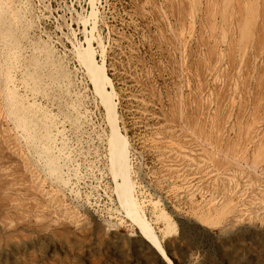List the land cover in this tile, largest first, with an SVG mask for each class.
<instances>
[{"label":"rangeland","instance_id":"obj_1","mask_svg":"<svg viewBox=\"0 0 264 264\" xmlns=\"http://www.w3.org/2000/svg\"><path fill=\"white\" fill-rule=\"evenodd\" d=\"M0 4V64L12 50L16 92L39 112L19 130L0 76V264H164L116 200L104 111L72 70L93 24L134 195L172 264H264V0Z\"/></svg>","mask_w":264,"mask_h":264},{"label":"bare ground","instance_id":"obj_2","mask_svg":"<svg viewBox=\"0 0 264 264\" xmlns=\"http://www.w3.org/2000/svg\"><path fill=\"white\" fill-rule=\"evenodd\" d=\"M18 2V1H17ZM251 2V1H250ZM248 3V2H247ZM252 3V2H251ZM258 4V3H257ZM247 5V4H246ZM1 7V4H0ZM246 7V6H245ZM253 7V6H252ZM261 7V6H260ZM9 8V7H8ZM19 8V6H18ZM240 9V7H239ZM3 10V8H2ZM22 11V10H21ZM239 11V10H238ZM26 12V11H24ZM23 12V13H24ZM95 12V11H93ZM0 13H4L0 12ZM6 13V11H5ZM93 14V13H92ZM94 16V14H93ZM8 17V16H7ZM13 17V16H12ZM29 17V16H28ZM2 18V17H1ZM15 18V17H14ZM94 18V17H93ZM92 18V20H93ZM96 18V17H95ZM258 18V17H257ZM82 19V18H81ZM80 19V20H81ZM247 19V18H246ZM245 19V20H246ZM7 20V19H6ZM19 20V19H17ZM91 20V19H90ZM95 20V19H94ZM21 21V19H20ZM19 21V22H20ZM254 21V20H253ZM2 22V21H1ZM8 22V21H7ZM18 22V21H17ZM24 22V21H23ZM84 22H87L86 20ZM94 23V21H92ZM243 22V21H242ZM4 23V22H3ZM6 24V22H5ZM22 24V23H21ZM30 24V23H29ZM82 24V23H81ZM96 24V23H95ZM247 24V23H245ZM4 25V24H3ZM90 25V24H89ZM7 26V24H6ZM11 26V25H10ZM17 26V25H16ZM95 26L93 24L92 29L89 31L90 38L86 37L83 44L81 43L74 49L76 60L79 62V64L74 60V62L77 63L79 70H81V74L83 75L82 68L85 71V75L90 81L95 96L99 99L100 105L104 111L105 119L107 126L109 128L110 135L107 138V152H108V161H109V172L111 174V178L114 183V191L116 200L121 208V210L124 212L125 217L136 227V231L138 235L147 243V245L158 255L161 259V261L164 264H172L171 260L167 256L166 252L163 249V246L159 239L156 236V233L154 231V228L152 227V224L148 221L145 214L143 213L141 207L137 203V200L134 195V184L131 179V166L129 163V143L126 139V137L121 133L120 126H119V118L117 114V100H116V94L114 90V86L112 84V81L109 79L106 66H105V57L104 52L105 48L103 47L100 40H97V45L100 50V57L101 60L98 61L95 55V52L93 50L92 46V38L93 33L95 31ZM248 26V25H247ZM28 27V26H27ZM26 27V28H27ZM30 27V26H29ZM91 27V26H90ZM6 29V27H5ZM13 29V28H12ZM17 29V28H16ZM3 30V29H2ZM15 30V29H14ZM22 30V29H21ZM240 30V29H237ZM247 30V29H246ZM245 30V31H246ZM249 30V29H248ZM8 31V30H7ZM22 32V31H21ZM85 32V30H84ZM242 32V31H241ZM20 33V32H19ZM233 33V32H232ZM246 33V32H245ZM7 34V33H6ZM26 35V34H25ZM246 35V34H245ZM243 36V35H242ZM247 36V35H246ZM244 37V36H243ZM261 37V36H260ZM15 38V37H14ZM19 38V37H18ZM7 39V38H6ZM12 39V38H11ZM96 39V37H95ZM17 40V39H16ZM251 40V39H250ZM260 40V39H259ZM9 41V40H8ZM25 41V40H24ZM13 42V40H12ZM11 42V43H12ZM1 43V41H0ZM10 43V41H9ZM30 44V43H29ZM263 44V43H262ZM7 45V44H6ZM21 46V44H19ZM10 45H7V47ZM233 46V45H232ZM244 47V46H243ZM74 48V47H73ZM246 48V47H245ZM244 48V49H245ZM9 50V49H8ZM21 50V49H20ZM12 51V50H11ZM6 52L5 61L1 64L4 65V67L0 68V76L3 83V86L5 88L4 90V104L6 103L8 110L10 111L9 114L13 116H10L14 122L16 127L23 132H26V126H28V112H34L31 111L30 108L34 107L32 106L24 107L23 101L21 96L18 95L17 88L13 83L12 77H11V68H16V66L12 67V59L15 57L14 53L12 52ZM1 52V51H0ZM4 52V51H3ZM23 52V51H22ZM2 53V52H1ZM51 54V53H50ZM2 55V54H1ZM4 55V53H3ZM34 55V54H33ZM238 55V54H236ZM12 58V59H11ZM239 58V57H238ZM15 60V59H13ZM14 62V61H13ZM16 62V61H15ZM14 62V63H15ZM249 62V61H248ZM0 64V65H1ZM16 64V63H15ZM14 64V65H15ZM23 64V63H22ZM59 66V64H58ZM82 68H81V67ZM26 67V66H25ZM32 67V66H31ZM33 68V67H32ZM28 69V68H27ZM13 70V69H12ZM73 72H75L74 69H72ZM14 71V70H13ZM27 71V70H26ZM67 71V70H66ZM11 72V73H10ZM56 72V71H55ZM69 72V71H68ZM35 73V72H34ZM33 74V73H32ZM58 74V73H57ZM21 75V74H20ZM27 75V73H25ZM30 78V77H29ZM27 79V78H26ZM68 79V78H67ZM57 80V79H56ZM29 81V80H28ZM32 81V80H31ZM62 81V80H61ZM23 82V81H22ZM40 82V81H39ZM41 83V82H40ZM247 85V84H246ZM2 90V91H3ZM31 90V89H30ZM19 91V90H18ZM38 91V90H37ZM34 98V97H33ZM31 99V98H30ZM24 100V99H23ZM26 103V101H25ZM27 104V103H26ZM30 104V103H29ZM34 104V103H33ZM37 104V103H36ZM35 105V104H34ZM36 106V105H35ZM70 106V105H69ZM42 108V107H41ZM33 109V108H32ZM37 109V108H35ZM41 111V110H40ZM42 112V111H41ZM257 112V111H256ZM39 113V112H38ZM36 113V115L38 114ZM8 114V113H7ZM8 114V115H9ZM31 114V113H30ZM33 114V113H32ZM46 114V113H45ZM34 115V114H33ZM76 115V114H75ZM39 116V115H38ZM37 116V117H38ZM41 116V115H40ZM45 116V115H44ZM81 116V115H80ZM32 119L33 116H31ZM85 118V117H84ZM41 120L40 118H38ZM31 120V119H30ZM45 120V119H44ZM76 120V119H75ZM36 121V119H35ZM43 121V120H42ZM40 121V122H42ZM46 121V120H45ZM56 121V120H55ZM39 122V121H38ZM31 123V121H30ZM35 123V122H33ZM59 123V122H58ZM13 124V123H12ZM39 124L36 122V125ZM49 125V124H48ZM44 126V125H42ZM58 126V125H57ZM33 127V126H32ZM31 127V128H32ZM38 127V126H37ZM46 127V126H45ZM35 128V127H34ZM44 128V127H43ZM52 128V127H51ZM219 128V127H218ZM30 129V128H29ZM45 129V128H44ZM32 130V129H31ZM36 130V129H35ZM38 130V129H37ZM44 131V130H43ZM30 132V130H29ZM51 132V131H50ZM17 133V131H16ZM28 133V131H27ZM32 133V131H31ZM47 133V132H46ZM26 134V133H25ZM219 134V133H218ZM51 135V134H50ZM55 135V134H54ZM43 136V135H42ZM56 136V135H55ZM60 136V135H59ZM26 138V141L32 142V136L28 133L24 136ZM35 137V136H33ZM39 137V136H38ZM211 137V136H210ZM45 138L46 134H45ZM45 139V140H46ZM54 139V138H53ZM60 139V138H59ZM36 140V139H34ZM44 140V139H43ZM39 141V140H38ZM41 141V140H40ZM62 141V139H61ZM18 142V141H17ZM55 142V141H54ZM56 143V142H55ZM60 143V142H59ZM219 143V142H218ZM259 143V142H258ZM25 144V143H24ZM31 145V144H29ZM25 146V145H24ZM48 146V144H47ZM63 146V145H62ZM39 147V146H38ZM37 148V147H36ZM51 148V147H50ZM62 148V147H61ZM45 149V148H44ZM42 151L43 148H42ZM48 151V150H47ZM53 151V150H52ZM51 151V152H52ZM49 152V151H48ZM62 152V151H61ZM39 153V152H38ZM41 153V152H40ZM46 153V152H43ZM58 153V152H57ZM231 153V152H230ZM47 154V153H46ZM54 154V153H53ZM57 155V154H56ZM33 156V154H32ZM46 157V170L48 174L54 175L55 169L53 168L51 162V159H48L49 156L45 155ZM234 156V154H233ZM38 157V156H37ZM54 157V156H53ZM68 158V157H66ZM235 158V157H234ZM237 158V157H236ZM13 160V159H12ZM39 160V159H38ZM58 160V159H57ZM61 160V159H60ZM264 160V159H262ZM67 161V160H66ZM261 163V161H259ZM18 163V162H17ZM56 163V162H55ZM218 163V162H217ZM247 163V162H246ZM259 165V164H258ZM34 166V165H33ZM65 166V165H64ZM56 167V166H55ZM223 167V166H222ZM35 168V167H34ZM20 171V170H19ZM44 172V171H43ZM251 173V172H250ZM47 176V175H46ZM59 178V177H58ZM67 178V177H66ZM53 181V180H52ZM212 185V184H211ZM7 186V185H6ZM30 196V195H29ZM43 199V198H42ZM227 199V198H226ZM2 203V202H1ZM9 203V202H8ZM4 204V203H3ZM7 205V203H6ZM21 205V204H20ZM43 205V204H42ZM14 214V213H13ZM156 222L161 226V229L163 231H166V233H170L174 230V225L169 222V220L163 216L157 214ZM68 224V223H67ZM70 225V224H69ZM72 227V226H71ZM38 229V228H37ZM81 229V228H80ZM50 231V230H49ZM55 233V232H54ZM71 234V233H70ZM15 237V236H14ZM51 240V239H50ZM117 246V245H116ZM115 250V249H114ZM150 250V249H149ZM17 251V250H16ZM15 264V263H14Z\"/></svg>","mask_w":264,"mask_h":264},{"label":"built area","instance_id":"obj_3","mask_svg":"<svg viewBox=\"0 0 264 264\" xmlns=\"http://www.w3.org/2000/svg\"><path fill=\"white\" fill-rule=\"evenodd\" d=\"M71 66H72V69L75 70V72H76L77 70H79V67H78V65H77L76 62L72 63ZM75 72H74V73H75ZM141 193H143V191H142Z\"/></svg>","mask_w":264,"mask_h":264}]
</instances>
